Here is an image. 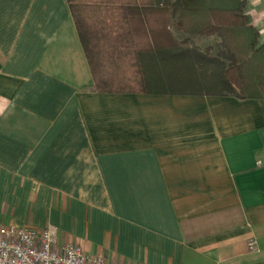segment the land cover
Listing matches in <instances>:
<instances>
[{
    "label": "crops",
    "instance_id": "1",
    "mask_svg": "<svg viewBox=\"0 0 264 264\" xmlns=\"http://www.w3.org/2000/svg\"><path fill=\"white\" fill-rule=\"evenodd\" d=\"M244 12L264 48V0ZM170 29L217 57L216 34ZM142 57L148 92H96L67 0H0V226L117 264H264V101Z\"/></svg>",
    "mask_w": 264,
    "mask_h": 264
},
{
    "label": "trees",
    "instance_id": "2",
    "mask_svg": "<svg viewBox=\"0 0 264 264\" xmlns=\"http://www.w3.org/2000/svg\"><path fill=\"white\" fill-rule=\"evenodd\" d=\"M67 2L94 91L148 92L143 54L170 52L187 56L189 63L212 67L218 85L214 92L264 101V48L258 45V31L244 12L245 0ZM171 25L192 35L216 34L220 39L217 57L211 56V47L200 51L190 46L189 39L176 40ZM160 60L164 63L163 57Z\"/></svg>",
    "mask_w": 264,
    "mask_h": 264
},
{
    "label": "built area",
    "instance_id": "3",
    "mask_svg": "<svg viewBox=\"0 0 264 264\" xmlns=\"http://www.w3.org/2000/svg\"><path fill=\"white\" fill-rule=\"evenodd\" d=\"M255 250V242H248ZM0 264H117L100 255H88L79 244L61 243L53 226L42 229L0 226Z\"/></svg>",
    "mask_w": 264,
    "mask_h": 264
},
{
    "label": "rangeland",
    "instance_id": "4",
    "mask_svg": "<svg viewBox=\"0 0 264 264\" xmlns=\"http://www.w3.org/2000/svg\"><path fill=\"white\" fill-rule=\"evenodd\" d=\"M151 84H152V83H151ZM161 84H163V83H154V84H152V86L155 87V86H158V85H161ZM209 88H211L212 90H214V88H215V89L218 88V85H217V86H215V85H210Z\"/></svg>",
    "mask_w": 264,
    "mask_h": 264
}]
</instances>
